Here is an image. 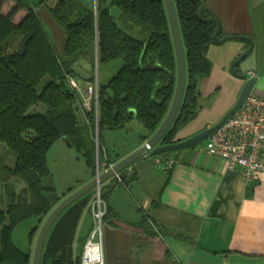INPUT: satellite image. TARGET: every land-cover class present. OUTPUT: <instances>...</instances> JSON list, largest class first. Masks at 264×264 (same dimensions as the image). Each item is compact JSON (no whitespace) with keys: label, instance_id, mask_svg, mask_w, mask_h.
I'll return each instance as SVG.
<instances>
[{"label":"trees","instance_id":"obj_1","mask_svg":"<svg viewBox=\"0 0 264 264\" xmlns=\"http://www.w3.org/2000/svg\"><path fill=\"white\" fill-rule=\"evenodd\" d=\"M202 1L174 0L187 79L180 110L161 145L176 142L178 132L196 119L204 106L200 86L211 74L208 49L217 23L204 20L212 17L206 8L203 19L199 18ZM16 2L7 14L0 5V144L16 160L15 167L10 169L0 158L1 175L6 177L0 178L5 204L0 209V264H32L34 254L15 243V229L31 218L41 220L64 198L58 195L54 184L44 183L50 175L47 155L54 142L60 138L69 140L84 155L95 176L96 132L99 164L115 163L105 151L102 133L125 129L136 121L145 131L140 140H148L170 108L177 81V60L165 0H95L94 4L90 0H38V6L47 10L66 33L61 55L36 9ZM21 7L27 13L16 22L14 17ZM112 7L118 8V17L112 13ZM118 18L141 25L147 38L139 40L129 35ZM96 50L98 65L123 61L115 76L107 83H99L97 121L95 111L81 107L80 97L68 80L85 77L76 63L94 57ZM45 78L47 82L41 86ZM94 79L90 76L83 80ZM39 105L42 109L37 108ZM127 168L120 172L121 181L113 176L101 185L100 196L105 204L103 223L119 219L109 205V197L117 186L135 180V176L125 175ZM8 177L24 182L27 188L16 192L10 182L13 178ZM73 191L70 189L69 193ZM94 197L92 190L53 223L41 264H81V252L76 255L74 249L76 230ZM136 225L147 234L167 235L152 216H143ZM38 230L31 229L30 243ZM167 256L172 257L169 250Z\"/></svg>","mask_w":264,"mask_h":264},{"label":"crops","instance_id":"obj_2","mask_svg":"<svg viewBox=\"0 0 264 264\" xmlns=\"http://www.w3.org/2000/svg\"><path fill=\"white\" fill-rule=\"evenodd\" d=\"M16 1L0 0L2 12L7 14L14 7L10 3ZM19 1L36 9L43 23L52 30L56 50L63 53L66 33L52 15L38 6V0ZM205 8L222 24L220 39L227 35H247L254 39L252 60H244L240 69L242 72H257L252 92L263 97L264 0H206ZM26 13V8H20L14 20L20 21ZM249 46L248 41L240 39L210 45L211 74L200 86L204 106L196 119L178 132L177 141L186 140L217 124L236 104L245 82L231 74L230 64ZM84 69L86 73H83L87 74V68ZM145 142L139 138L138 143L126 150L111 151L104 141V148L116 163ZM201 146L163 156L174 161L170 169L157 164L150 155L125 170V175H133L135 180L117 186L110 194L109 205L119 219L104 223L105 264H172L170 258L174 264H264V174L248 181L241 168H228L221 158L202 152ZM6 152L4 145L0 144V158H4L7 167L13 169L16 160ZM94 177L89 169L88 178L77 179L68 189L75 190ZM9 178H13L10 182L16 192L17 187L27 188L24 182ZM0 192L4 193L1 181ZM91 208L84 211L92 214ZM145 215L152 216L166 229L167 235L147 234L138 227L136 223ZM92 224L93 221L86 233L76 238V255V247L81 245V252ZM167 250L172 257L167 256Z\"/></svg>","mask_w":264,"mask_h":264},{"label":"built area","instance_id":"obj_3","mask_svg":"<svg viewBox=\"0 0 264 264\" xmlns=\"http://www.w3.org/2000/svg\"><path fill=\"white\" fill-rule=\"evenodd\" d=\"M249 77L257 76V72L249 70ZM72 84L73 78H69ZM81 86H72L73 90L80 94V88H85V93L80 94L81 104L88 112L95 111L96 121L99 110V82L80 81ZM82 88V89H83ZM200 150L212 156L224 160L228 168H241L248 181H252L258 174H264V96L253 92L249 94L243 105L232 113L222 126L215 129L205 141ZM146 156H150L147 154ZM157 164L165 169H170L174 163L172 159L163 156H152ZM116 163L98 164L97 173L101 174ZM115 177L121 181L120 172ZM100 188H97L98 200L94 201L92 213L93 224L89 234L84 240L81 251V264H105L103 244V215L101 208ZM99 204L98 209L95 208Z\"/></svg>","mask_w":264,"mask_h":264},{"label":"water","instance_id":"obj_4","mask_svg":"<svg viewBox=\"0 0 264 264\" xmlns=\"http://www.w3.org/2000/svg\"><path fill=\"white\" fill-rule=\"evenodd\" d=\"M169 24L171 28L172 38L174 42L176 60H177V81L175 87V93L173 100L171 102L170 108L162 121L159 128L154 132L152 136L136 151L131 153L130 155L126 156L125 158L121 159L120 161L116 162L113 168L99 174L97 173L95 177L90 180L89 182L83 184L82 186L75 189L71 192L68 196L63 198L47 215L36 240L34 255L32 264H41L42 255L44 250V245L47 239V235L49 229L53 225V223L57 220V218L73 203L78 201L84 195L89 193L92 190L100 188L101 185L108 180L109 178L115 176L116 173L121 172L125 168L131 166L134 162L139 160L140 158L150 154L152 156L161 155L163 153L178 151L190 147L198 146L201 142L205 141L209 135L217 128L223 125V123L227 120V118L234 113L237 109H239L249 94L254 89L257 76L249 77L247 72H242L240 69V64L249 57L254 50L255 41L252 37L247 35H227L220 39V35L222 33V24L220 20L215 17H209L204 19L206 22H215L217 23V29L212 37V42L214 44H220L225 42L226 40L232 39H240L245 40L250 43L249 48L237 56L230 64V72L237 78L242 79L245 84L240 92L238 100L236 104L226 112L223 118L215 125L207 128L206 130L199 132L198 134L183 140V141H176L172 144L161 145V141L172 126L183 101L185 87H186V79H187V66H186V55L184 44L180 32L179 21L177 17L176 7L174 0H165ZM206 0L202 1V4L198 11V16L200 19H203V12L205 9ZM98 62V58L96 60ZM69 146H72L69 140H66ZM97 166L99 164V156L97 153Z\"/></svg>","mask_w":264,"mask_h":264},{"label":"rangeland","instance_id":"obj_5","mask_svg":"<svg viewBox=\"0 0 264 264\" xmlns=\"http://www.w3.org/2000/svg\"><path fill=\"white\" fill-rule=\"evenodd\" d=\"M90 1L92 4L95 3V0H90ZM27 2L30 3V0H27ZM15 3H10V4L11 5L13 4L15 7L16 6ZM14 7L12 6L10 11ZM112 13L118 17L119 16L118 15L119 14L118 8L112 7ZM117 21L120 24V26L124 29V31L127 32L129 35L133 36L134 38H137L139 40H145L147 38V34L144 32L141 25H139V24H137V23H135L129 19H126V18H118ZM45 27H46L47 31L49 32V34L51 35V37L53 38L54 36H53L51 28L48 25H46ZM60 28L63 30V32L65 34L64 29L62 27H60ZM53 40H54V42L56 41L55 37ZM97 51L98 50L95 51L94 57L90 56L88 58L80 59V61H79L80 62V64H79L80 72L83 73V71L85 70L84 68H87L88 73L83 75L85 77L80 76L79 78H77V77L73 78V82H72V84L70 83V86L71 85L76 86V87L81 86L80 81L84 82L83 79H85L86 77H90V76L95 78L93 81H95L97 79L99 83H107L113 76H115L117 74V72L119 71V69L123 65V61L119 60V61L108 63V64L101 63L100 65H98V62L96 61L98 58V52ZM57 52L59 55L62 54V53H60L59 49L57 50ZM249 57H247L245 60L248 59L250 62V60H252V59H251V57L250 58ZM93 58L95 59V64L93 63ZM69 78H68V80H69ZM46 82H47V78H45L44 81H42L41 86H44ZM72 86H71V88H72ZM82 88H80L81 91L79 93L83 95L85 93V88H83V89ZM80 94L76 93V95L78 97H80ZM80 105L82 107L81 99H80ZM39 106L40 107H37V108L42 109L41 108L42 105H39ZM97 127L98 126L96 125V128ZM140 132H143V133L145 132L142 125L139 122L133 121V122H130L126 126L125 129L114 130V131H110V130L104 131L102 133V140H103V143H104V141H106L107 147L111 151L126 150V149L134 146L136 143L139 142ZM95 141H96V154H97L98 153V141H99L97 132L95 134ZM205 141L201 142L200 144L205 145ZM6 153L8 154V152H6ZM97 158L98 157H96V165H97ZM3 161H5L4 158H3ZM47 163H48V168L50 170V175L48 177H45L46 180L44 183L54 184L56 187L57 193L59 196H61V198H63V197L65 198V196L69 193L70 189H68V187H70V185H72V183L76 182L77 179L88 178V175H89V166L87 165V162H86L84 155L76 148V146H74V145L69 146L62 138L55 141L54 144L52 145V147L49 150L48 155H47ZM0 166H1V164H0ZM2 173L3 172H2V169L0 167V176H2L1 175ZM17 190H18V193L23 191L20 187H17ZM95 190H94L95 197H94V200L92 202V208H93L94 201H96V199L98 198V196L96 195L97 192ZM64 191L65 192L67 191V192L65 194H63ZM2 195H4V194L0 192V206L5 208L4 202H3L4 199H2ZM100 200H102L101 196H100ZM104 206H105V204L103 203V201H101V208L103 210H104ZM98 207H99V204L97 203L95 205V208L98 209ZM92 208H91V212H93ZM92 215H93V213L91 214L90 211H88V210H86V211H84V213H82V216L80 219V222H82V223H81V227H79L80 222L77 226L75 241H77L76 238L78 239V235H82L83 233H86V230H88V228L90 227L91 222L94 219V217H92ZM46 217L47 216L43 217L41 220L34 217V218H31L29 220L24 221L23 223L19 224L16 227L13 238H14L15 243L21 249H23L24 251H30L32 255L34 254L36 240H37L39 231H40ZM104 226L105 225H103V228H102L103 237H104ZM33 227H37V228H39V230L35 234L34 241L32 243H30L29 234H30V231ZM80 248H81V245H80V247H76L78 255L80 254ZM120 253H121V251H120ZM170 260L172 261V264H174V261L172 260V258H170Z\"/></svg>","mask_w":264,"mask_h":264}]
</instances>
